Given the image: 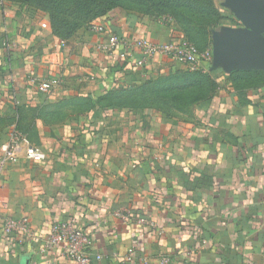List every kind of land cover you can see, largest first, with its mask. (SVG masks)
Wrapping results in <instances>:
<instances>
[{"label": "crops", "instance_id": "crops-1", "mask_svg": "<svg viewBox=\"0 0 264 264\" xmlns=\"http://www.w3.org/2000/svg\"><path fill=\"white\" fill-rule=\"evenodd\" d=\"M225 12L217 31L242 27ZM93 24L106 32L62 39L45 17L25 43L0 0V156L14 131L22 137L0 174V202L33 231L0 230V264H74L44 249L55 220L89 235L92 264H264V72L205 66L219 87L194 117L116 107L107 100L136 79L190 70L161 56L137 68L136 50H98L110 35L167 43L177 36L166 25L121 11ZM34 78L59 83L43 93ZM29 145L47 159L27 160Z\"/></svg>", "mask_w": 264, "mask_h": 264}, {"label": "rangeland", "instance_id": "rangeland-1", "mask_svg": "<svg viewBox=\"0 0 264 264\" xmlns=\"http://www.w3.org/2000/svg\"><path fill=\"white\" fill-rule=\"evenodd\" d=\"M50 1L5 0L6 5L14 14L16 23L18 24L16 34L24 40L23 42L29 43L33 35H38V29L42 26L41 24L45 20V17H49V12L53 10H60L62 15L70 16L73 19L78 17L82 19V16H84L87 20V29L89 26L91 27L94 21L105 19L106 16L114 11L137 14L149 22H157L168 26L176 36H184L194 44L201 45L203 42H208L210 43L211 49L212 37L217 32V27L219 28L228 23L225 19H221V14L226 13V9L223 7V0H170L172 4L165 7L161 6L158 0H56V2L58 1L64 4V7H60V9L51 6L49 4ZM76 5L80 6L78 9H80L79 12L81 15L74 12L73 7H77ZM113 5L114 7L108 11L109 13L104 12L107 7L110 8ZM91 19L94 20L91 21ZM43 37L33 42L37 52L41 50L40 48L45 43V37ZM208 49L207 47L206 50ZM185 70L182 67L175 68L173 73L182 74ZM154 79L155 77L153 76L142 80L136 79L135 86L143 84L144 82H154L152 84L163 82L155 81ZM181 88L178 86L176 90L178 91ZM149 98L151 97L148 96L147 99ZM171 98L174 100L173 103L178 106L181 98L180 95H174ZM206 105L205 102H201L200 104L193 103L188 109L187 107L184 110L173 107L164 113L168 114L165 116L167 118H189L200 114ZM151 109L157 111L154 108L147 110Z\"/></svg>", "mask_w": 264, "mask_h": 264}, {"label": "built area", "instance_id": "built-area-1", "mask_svg": "<svg viewBox=\"0 0 264 264\" xmlns=\"http://www.w3.org/2000/svg\"><path fill=\"white\" fill-rule=\"evenodd\" d=\"M5 0H1L3 3ZM90 29L96 33H105L106 29L102 25H91ZM124 47L126 50H136L141 54V58L135 62L137 68L145 67L148 62L155 60L161 56L168 60H172L178 64L186 66L190 71H203L205 66L212 63V51H200L193 43L184 36L172 38L167 43H159L147 38H139L135 42L130 43L117 35H110L108 43L98 46V50L113 55L118 48ZM59 82L56 80L42 82L36 78L31 80V84L43 93L50 92ZM22 137L18 131H14L6 146L2 156H0V174L5 165L10 161L17 160L21 148ZM24 155L27 160L41 162L47 159L46 153L39 147L29 145L26 147ZM118 216L124 218L122 212L117 213ZM0 230L3 234L17 236H32L33 231L28 218L17 220L6 216L4 205L0 202ZM44 249L46 251H57L61 257L74 264H92V257L89 249L92 240L89 235L77 225L68 220H55L49 223L46 229ZM96 259L101 261L102 256ZM170 260L165 258L160 264H169Z\"/></svg>", "mask_w": 264, "mask_h": 264}, {"label": "trees", "instance_id": "trees-1", "mask_svg": "<svg viewBox=\"0 0 264 264\" xmlns=\"http://www.w3.org/2000/svg\"><path fill=\"white\" fill-rule=\"evenodd\" d=\"M156 1V0H155ZM161 6L171 5L170 0H158ZM51 6L56 9L64 7V4L56 2V0H51L49 2ZM73 7L77 14L81 15L78 9L80 6ZM71 7V6H65ZM87 7V6H86ZM114 7H107L104 12L110 11ZM49 17L52 20L54 32L62 39H68L76 35L80 30L87 29V20L84 16L82 19L79 17L76 19L70 16H65L60 13V10H53L49 12ZM109 13V12H108ZM227 13L221 14V19H226ZM94 19H91V21ZM90 27V26H89ZM218 28V27H217ZM188 40V39H187ZM191 42V41H190ZM192 43V42H191ZM194 44V43H193ZM200 51L206 50L207 47L210 48V43H201V45L194 44ZM248 73V72H247ZM246 72H235L231 74V78H237L239 75L247 74ZM251 73V72H250ZM258 74H263L262 72H256ZM155 81H163L157 84H152L154 82H144L143 84L134 86L130 89H123L115 94H113L110 99L107 100L108 103H112L116 107H124L129 109H157L162 115L167 116L165 111L171 110L173 107L177 109H187L193 103L205 102L209 104L218 90V84L213 78L211 72L202 71H188L185 70L182 74L171 73L164 78H155ZM182 87L180 90H176L177 87ZM180 95V102L175 105L174 100L171 96ZM148 96L153 98L147 99ZM172 106H171V105ZM169 117V116H168Z\"/></svg>", "mask_w": 264, "mask_h": 264}, {"label": "water", "instance_id": "water-1", "mask_svg": "<svg viewBox=\"0 0 264 264\" xmlns=\"http://www.w3.org/2000/svg\"><path fill=\"white\" fill-rule=\"evenodd\" d=\"M241 28H222L212 37L211 70L264 72V0H223Z\"/></svg>", "mask_w": 264, "mask_h": 264}]
</instances>
